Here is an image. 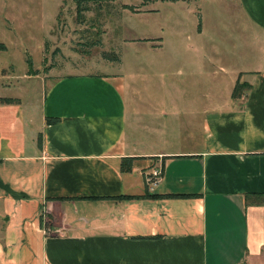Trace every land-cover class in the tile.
Returning <instances> with one entry per match:
<instances>
[{
  "label": "crops",
  "instance_id": "crops-1",
  "mask_svg": "<svg viewBox=\"0 0 264 264\" xmlns=\"http://www.w3.org/2000/svg\"><path fill=\"white\" fill-rule=\"evenodd\" d=\"M168 3L196 19L194 32L177 34V67L146 63L171 81L139 87L111 61L44 76L0 67V97L11 98H0V264H253L264 255V0ZM219 9L225 39L215 33ZM127 38L148 40L151 54L164 46ZM36 76L37 96L12 92L10 78Z\"/></svg>",
  "mask_w": 264,
  "mask_h": 264
},
{
  "label": "rangeland",
  "instance_id": "rangeland-1",
  "mask_svg": "<svg viewBox=\"0 0 264 264\" xmlns=\"http://www.w3.org/2000/svg\"><path fill=\"white\" fill-rule=\"evenodd\" d=\"M145 1L88 2L90 8L82 10L81 16L77 17L74 0H0V41L6 44L5 49H0V67L10 65V69L7 68L13 76L34 73L44 76L51 67L57 72L79 67L96 71L109 66L106 62L111 61L113 66L121 67L127 83L144 87L151 82L171 81V73L165 79L159 73L153 77L146 63L153 59L157 68H161L162 63L168 70L177 67L183 61L178 57L181 38L177 39V34L191 29L194 32L195 15L193 10L169 4L170 0H155L150 5L155 9L146 12ZM126 4L129 7H125ZM130 6L140 10L132 11ZM216 13L223 25L215 33L219 39H225L228 19L224 10L219 9ZM127 36L162 37L161 54H151L148 40L125 39ZM114 52L119 55V61L106 58ZM36 77L20 78L16 80L17 84L10 78L11 87H14L12 92L37 96L40 77ZM49 214L47 211L44 215V226L51 224ZM48 230L53 231L50 226ZM253 264H264V255Z\"/></svg>",
  "mask_w": 264,
  "mask_h": 264
},
{
  "label": "trees",
  "instance_id": "trees-1",
  "mask_svg": "<svg viewBox=\"0 0 264 264\" xmlns=\"http://www.w3.org/2000/svg\"><path fill=\"white\" fill-rule=\"evenodd\" d=\"M94 1H97V0H74L75 2V6H76V12H77V17H80L81 16V11L84 10V9H88L90 8L89 7V3L88 2H94ZM125 7H129V5H124ZM131 9H134L135 7L133 6H130ZM198 27H200V22L198 23ZM6 48V44L3 42V41H0V49H5ZM106 54V53H105ZM106 58H109V59H116V60H120V57L119 55H117V53H113V56L112 55H108L106 56ZM30 64V62H29ZM29 72L31 71V66L28 70ZM237 87H238V81L236 82L235 86H234V89H233V93H236V90H237ZM2 99H11L9 97H0ZM58 118L56 117H49L47 118L48 122H55L57 121ZM38 142L40 144V137L38 138ZM132 158L130 157H125L123 158V161H122V167L125 168L127 166V168H129V163L131 162ZM40 224L42 225V217L40 218Z\"/></svg>",
  "mask_w": 264,
  "mask_h": 264
},
{
  "label": "built area",
  "instance_id": "built-area-1",
  "mask_svg": "<svg viewBox=\"0 0 264 264\" xmlns=\"http://www.w3.org/2000/svg\"><path fill=\"white\" fill-rule=\"evenodd\" d=\"M160 174H161L160 169L155 168L150 172L149 176H147L146 181L150 188L159 181Z\"/></svg>",
  "mask_w": 264,
  "mask_h": 264
}]
</instances>
